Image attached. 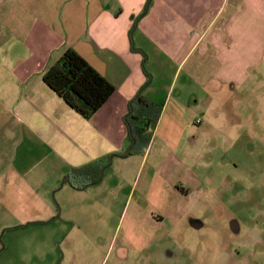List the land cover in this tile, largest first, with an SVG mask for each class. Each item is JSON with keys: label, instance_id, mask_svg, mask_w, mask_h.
Listing matches in <instances>:
<instances>
[{"label": "rangeland", "instance_id": "obj_1", "mask_svg": "<svg viewBox=\"0 0 264 264\" xmlns=\"http://www.w3.org/2000/svg\"><path fill=\"white\" fill-rule=\"evenodd\" d=\"M64 3L0 0V264H264V27L246 28L242 36L248 62L258 63L248 79L231 83L212 101L186 74L179 76L177 88L185 79L189 99L202 105L198 117L208 132L197 139L194 153H180L201 181L200 194L184 203L185 214L167 219L141 202L138 191L133 194L139 161L123 166L120 160L107 169L102 188L87 190L97 201L68 189L52 198L57 180L58 188L82 189L74 170L83 165L67 162L68 150L64 142L56 144L60 137L48 132L47 122L35 134L27 130L14 106L42 68L35 64V37L82 32L68 9L57 11ZM61 14L72 26L54 29ZM157 57L144 53L145 64L152 68ZM152 75L156 88L171 78L167 71ZM63 217L80 222V229L65 226ZM234 219L239 235L231 233Z\"/></svg>", "mask_w": 264, "mask_h": 264}, {"label": "crops", "instance_id": "obj_2", "mask_svg": "<svg viewBox=\"0 0 264 264\" xmlns=\"http://www.w3.org/2000/svg\"><path fill=\"white\" fill-rule=\"evenodd\" d=\"M64 2L63 9L57 11L68 9L76 19L74 25L82 22V32L74 37L56 33L35 37V64L41 62L42 68L34 83L23 85L25 99L14 106L18 121L33 134L47 122L48 132L60 137L56 144L64 142L69 164L81 166L103 161L107 155L122 153L127 147L123 116L128 101L145 84L146 74L169 72L168 82L157 88L151 82L143 90L149 98L163 100V110L145 154L117 157L105 171L116 166V161L122 160L123 166L139 161L141 175L133 180V194L138 191L141 202L155 205L161 218L185 214L184 203L200 194L201 181L180 153L186 156L194 153L197 139L208 131L202 125L203 119L198 117L202 109L199 99L194 96L189 99L185 79L177 88L178 78L186 74L206 92L210 101L220 91L230 90L231 83L239 85L248 79L252 73L249 68L258 63L248 62L242 36L247 33L246 28L264 27V0H152L145 14L147 0ZM59 17L62 24L58 23L54 29L72 26L64 21L63 14ZM138 17L141 18L131 34ZM252 39L259 38L256 35ZM69 47L116 87L114 94L90 119L68 106L43 81L44 72ZM153 51L159 57L150 68L149 62L145 64L144 53L150 60ZM194 127L198 128L194 131ZM41 136L45 138L43 133ZM59 181H54L52 186L53 199L60 198L58 194L68 189L97 201L94 193L88 195L87 190H100L106 177L82 189L66 184L58 188ZM157 211L148 214L155 215ZM55 213L52 223L59 220ZM61 219L65 226L77 225L80 229L82 225L71 217Z\"/></svg>", "mask_w": 264, "mask_h": 264}, {"label": "trees", "instance_id": "obj_3", "mask_svg": "<svg viewBox=\"0 0 264 264\" xmlns=\"http://www.w3.org/2000/svg\"><path fill=\"white\" fill-rule=\"evenodd\" d=\"M151 2L152 0H147L143 14L148 11ZM146 76L142 89L128 101L127 112L123 116L127 129L125 151L109 154L103 161L88 163L75 169L77 176L82 179L78 188L101 181L105 169L115 158L145 154L163 110V101L153 100L143 93V89L151 82L150 75ZM43 81L68 106L86 119H90L116 90L107 78L71 47L44 72Z\"/></svg>", "mask_w": 264, "mask_h": 264}, {"label": "flooded vegetation", "instance_id": "obj_4", "mask_svg": "<svg viewBox=\"0 0 264 264\" xmlns=\"http://www.w3.org/2000/svg\"><path fill=\"white\" fill-rule=\"evenodd\" d=\"M163 220V219H162ZM197 229V228H196ZM231 229H232V235L234 234H240L241 233V228L239 227V224H238V221L236 219H234L232 222H231ZM231 233L228 235V241H230L232 239V235ZM167 255H170V257H174V253H171V252H166Z\"/></svg>", "mask_w": 264, "mask_h": 264}, {"label": "built area", "instance_id": "obj_5", "mask_svg": "<svg viewBox=\"0 0 264 264\" xmlns=\"http://www.w3.org/2000/svg\"><path fill=\"white\" fill-rule=\"evenodd\" d=\"M200 121V120H199Z\"/></svg>", "mask_w": 264, "mask_h": 264}]
</instances>
